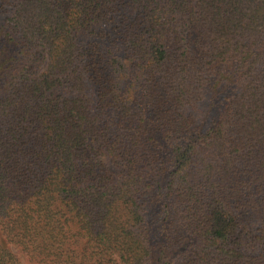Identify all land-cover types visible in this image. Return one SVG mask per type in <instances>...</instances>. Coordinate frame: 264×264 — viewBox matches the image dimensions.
I'll return each mask as SVG.
<instances>
[{
	"label": "trees",
	"instance_id": "trees-1",
	"mask_svg": "<svg viewBox=\"0 0 264 264\" xmlns=\"http://www.w3.org/2000/svg\"><path fill=\"white\" fill-rule=\"evenodd\" d=\"M0 264H264V0H0Z\"/></svg>",
	"mask_w": 264,
	"mask_h": 264
}]
</instances>
